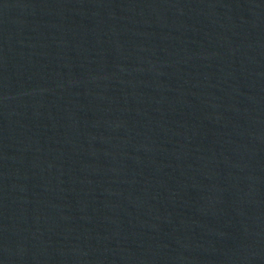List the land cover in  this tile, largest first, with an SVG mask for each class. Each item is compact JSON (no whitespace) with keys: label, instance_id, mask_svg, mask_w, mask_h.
I'll use <instances>...</instances> for the list:
<instances>
[{"label":"water","instance_id":"1","mask_svg":"<svg viewBox=\"0 0 264 264\" xmlns=\"http://www.w3.org/2000/svg\"><path fill=\"white\" fill-rule=\"evenodd\" d=\"M0 264H264V0H0Z\"/></svg>","mask_w":264,"mask_h":264}]
</instances>
